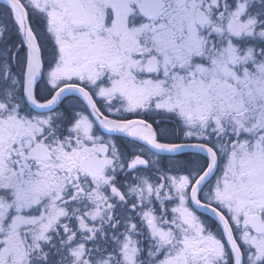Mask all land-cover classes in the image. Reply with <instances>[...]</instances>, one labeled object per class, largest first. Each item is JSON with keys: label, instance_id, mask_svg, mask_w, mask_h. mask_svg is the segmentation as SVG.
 Wrapping results in <instances>:
<instances>
[{"label": "rangeland", "instance_id": "1", "mask_svg": "<svg viewBox=\"0 0 264 264\" xmlns=\"http://www.w3.org/2000/svg\"><path fill=\"white\" fill-rule=\"evenodd\" d=\"M248 1L237 2L232 18L242 14V9ZM12 18L15 23L11 20V24L0 18L2 27L6 26L0 35L3 36L1 42L4 38L10 37L7 35L8 32L14 33L12 38L15 34L20 36L19 18L16 14H13ZM253 24V19L239 23L235 34ZM32 27H29L31 38H34L33 40L37 42L40 49L41 47L45 49L40 51L46 68L35 87L36 94V88L46 84L45 92L48 97L43 101L50 99L61 82L71 80L96 82L94 85L97 87L96 95L99 99L105 98L108 101L104 109L106 113L114 116L112 122H120L121 114L128 118L129 115L146 106L144 110L151 108L150 112L162 110L170 112L171 115L190 118V120L203 116L205 121L209 122L211 119L217 122V119L220 121L223 118L228 122H237L243 127L246 125L243 123H247L250 116H256L261 120L259 125L264 123V54L254 52L253 49H245L240 54H236V63L228 64L227 58L231 56L230 52L235 49V46L231 40H227L218 57L211 58L206 64L188 62L180 68L172 64V58L167 53L162 56L159 72L151 76L144 74L143 69L139 68L140 59L130 53L128 44L125 45L127 48H124V51L127 49L128 53L123 55L124 51L117 50L114 47L116 45H109L96 38L90 39L92 50L88 60L90 65L87 69H83L80 66H73V63L66 60V57L74 56L72 53L66 56V45L70 40L60 38L55 33L52 34L53 36H48L42 31L40 25ZM147 28L148 25H144L139 32L147 31ZM188 33L191 44L186 46L185 53L196 55L200 52L202 41L196 36V30L190 22ZM125 40L123 37L119 43L124 44ZM165 48L168 46L160 45L155 52H162ZM19 55L14 62L17 78H13L9 68L5 69L6 62L0 66L2 69L0 77L3 78L0 82H5L0 85V97L2 98L0 102V186H5L0 187V194L4 195L0 198L1 206H3L0 216L6 217L8 208L16 207L8 228L0 230V245L3 246L0 249V264H16L15 259L22 257V254L16 255L13 248L22 249L19 240L23 238L20 233L24 229L33 228L38 224L49 228L63 217L64 210L56 207L64 193L58 168L61 164L71 166L80 162L91 151V144L100 140L97 135H94L90 115L81 110V113L73 116L75 117L73 131L79 130L82 137L88 140V144L72 146L65 141L55 139L57 134L50 131L42 140L51 148V160L43 164H34L31 161V158L27 156L28 151L35 141L46 133L51 122L59 119V112L57 108L46 114L19 111L23 103L24 75H29L36 67L28 51L24 49L18 58ZM78 69L79 72L76 73ZM208 88L209 90L205 93V89ZM201 96L204 98H199ZM211 98H217L220 104L218 114L210 118L206 112L209 106L208 101ZM201 103H207L208 106L205 105L203 108L200 106ZM147 105L150 107L148 108ZM258 112L262 114H256ZM72 134L73 132L66 130L65 138L68 139ZM159 137L161 144H169L175 140L173 139L174 133L166 128L160 130ZM254 137L263 138V135L257 137L253 131ZM175 142L178 143L177 145H185L179 143L178 140ZM122 148L121 155L116 154L117 163L110 170L127 172L129 160L135 154L143 156L149 162L147 169L142 168L143 170H137L135 173L129 172L125 178L129 186L137 185L133 191L129 187L127 192L143 199L144 206L141 207L140 212L135 209L133 211L138 216L135 219L139 225L136 226L137 230L145 228L149 234L157 237L158 242L155 246L159 254L152 264H187V256L194 258V252L201 248L202 241L207 247L217 246L216 234L211 233L212 227L207 224L203 232L201 218L197 219L195 212L183 198L172 197L173 192L178 194L188 189L190 181L193 182L202 171V160L192 157L190 164L186 165L179 159L181 155L167 158L159 163L154 161V156L150 151L140 144L127 143V146H122ZM118 150L120 151L119 147ZM181 154L185 156L184 153ZM221 162V178L220 175L216 177L204 192L203 198L209 201H221V207L225 209L231 222L238 225L240 215L246 205L250 204V196L258 197L252 192L253 189L258 188L254 190L261 192L264 187V146L259 140L250 142L248 137L239 138L238 145L231 146L223 154L221 153ZM144 172L150 176L149 179H140ZM154 191V199L148 198L147 194H153ZM171 193L172 195H169ZM128 198V206L137 207L136 200L131 194ZM263 198L264 193L259 199ZM152 207L156 208L155 214L148 211V208ZM164 212H166L165 216L162 215ZM171 214L177 215L181 222L187 223L191 233H179L178 236L173 237L177 238L173 244L163 246L160 242L169 239V235L175 229L186 231L182 226L176 225L175 227V219ZM239 229L240 227L237 228L238 232ZM44 232L45 230L43 234ZM142 234L144 232L139 235L134 233L126 238H144ZM251 241L255 243L254 240ZM129 243V240H126L124 245ZM256 243L262 246L259 241ZM59 246L60 244H58L60 249ZM78 253L77 250L73 252V258L78 257ZM129 256L130 254L126 255V257Z\"/></svg>", "mask_w": 264, "mask_h": 264}, {"label": "flooded vegetation", "instance_id": "2", "mask_svg": "<svg viewBox=\"0 0 264 264\" xmlns=\"http://www.w3.org/2000/svg\"><path fill=\"white\" fill-rule=\"evenodd\" d=\"M19 2L26 11L29 27L40 25L42 31L47 33L48 36H53L52 34L55 33L60 38L70 40L69 44L66 45V56H69L70 53L74 56L72 58L66 57V60L73 63V66H80L83 69H87L90 65L88 60L91 57L92 50L89 40L93 38L100 39L109 45H116L114 47L122 51H124V48H127L125 45L128 44V50L136 55V57H139L141 61L140 66H143L145 60L150 56H157L158 59L162 57L164 53L155 52L156 48L160 45L168 46L165 50H169V54L173 60L172 63H175L174 60H177L179 63L185 64L189 59L185 53V49L187 45L191 44V41L189 42L190 36L188 35L189 22L195 28L197 37L202 39V42L205 43L204 46L208 45V49L212 53H220L223 49V44L220 40L234 37L239 39L244 38L245 36H242V32L247 29L249 32H246V34H256L257 36L261 34V37L264 38V25L260 22L259 16L256 13L257 5L251 1L247 2L243 15L234 16V18H232V15H234L239 0H19ZM261 2L263 1L258 0V3ZM158 3H163V8L156 13ZM2 7L9 14H16L13 9L7 8L8 6ZM198 13H202V17L207 20L205 24H197ZM151 16H153L152 19H147ZM249 19H253L254 24L249 28L247 26L241 29L235 34L238 24L244 23ZM257 19L259 23L255 24ZM1 24L0 20V35L4 31V27H6H2L3 24ZM144 25H148V30L139 32ZM32 29L33 27L31 31ZM2 37L0 36V38ZM123 37L126 40L124 44H120L119 41ZM235 48L236 50L230 53H241L245 47L241 46L240 42H238ZM255 48H258V46ZM126 52L127 49L123 55ZM95 83L75 82L71 80L70 82H61L58 89H71L72 87V90L84 91L89 95L97 110L105 117L107 124L119 123L112 122L114 116L105 112L104 107H107L108 101L105 98L102 100L97 97ZM207 90L209 88L205 89V93ZM199 98L204 97L201 96ZM219 102L217 98L209 99L208 108L210 111L216 112ZM193 105L194 103H192ZM200 106L202 107L203 103ZM81 110L90 115L84 100L78 94L73 93L63 97L57 106V111L59 112L57 126L60 138L71 145L75 142L84 141L79 130L73 131L75 121V117L73 118V116L81 113ZM161 113L168 115L166 111ZM207 115L210 117L209 113ZM119 118L120 122L127 120V117L122 116V114ZM91 119L95 135L100 140L92 144L90 155L97 154L98 145L107 144L109 151L113 153V155L107 156L108 162L109 164L115 163L117 161L115 159L116 154L121 155V150H118V144L122 142L125 144L126 137L119 139V136L109 137L101 134L93 118ZM158 120H163L165 124H160ZM170 120L169 117L157 119L155 122L157 131L160 132L163 128H169L172 124ZM176 120L181 121L179 117ZM166 122H170V124H166ZM183 122V137L179 143L205 146L211 149L217 157L216 169L211 178L201 187L198 199L201 203L212 207L225 217L233 236V238H224L220 225H218L213 217L196 212L197 218H201L202 220L203 231L206 229L207 224L212 227L211 233L216 234L217 246L214 245L213 248L207 247L205 242L202 241L201 248L194 252L195 257L187 256V264H264V198L259 199L264 193V187H262L263 190L261 192L256 191L258 188H254L256 190L253 189V191L250 189L258 197L253 198V195L250 196V204L244 208L238 225L231 222L228 214L221 207V201H209L203 198L204 192H206L216 177L220 175L221 153L223 154L224 151L222 147L226 145L235 146L239 143L240 125L238 123L208 122L205 121L203 116L192 121L189 119L187 121L183 120ZM262 125L264 126V124ZM65 126L68 132H73L72 136L68 139L64 137ZM251 126L253 130H249L246 134L253 137V131H255L257 137L263 135V138L254 137L250 142L259 140L264 145V127L259 126L258 123H253ZM157 139L161 144L159 134ZM172 144L178 143L173 141L162 145ZM184 154L185 156L182 155L179 159L186 165L190 164L189 161H191L192 157L202 160L203 169L198 175L199 177L208 165V159L203 155L192 152ZM167 158L169 157L154 156L153 160L160 163ZM66 166L63 164L59 168L61 176L67 178L68 185H73L72 188H74V182H76L79 172L76 171L77 167L74 164L71 165L68 171H64ZM118 171H105L103 176L91 181L93 185L87 188L88 208L87 212H84V215L88 213L90 221L97 226L127 225L128 222L133 227L139 226L135 221L138 216L133 212L134 207L128 206V196L131 194L135 198V205L139 209L143 206V199L127 192V181H125L127 172ZM133 172L135 173L136 171ZM143 174L140 177L141 180L150 178L145 172ZM191 184L192 182L190 181ZM136 188L137 185L131 191ZM73 191L75 192H65L63 197H66V201L70 199L78 200V196H76L78 189H74ZM169 195H172V193ZM154 196L155 191L153 194H147V197L150 199H154ZM173 196H175V199L183 198L191 208L187 190L178 192V194L173 192ZM2 207L0 203V211H2ZM61 207L65 210L66 216L64 217L67 218L68 208L66 204H62ZM148 211L151 214H155L156 208H148ZM165 214L166 212L162 215L165 216ZM171 215L175 219V227L176 225L179 227L186 225V223L178 219L177 215ZM238 227H240V233L237 231ZM136 230L137 228L129 230L122 238H74L75 243L71 245H65L61 242L59 246L61 258L58 264H152L159 254L155 246L156 239L154 237L126 238L128 235H133L134 233L139 235V233L144 232L145 228H139L135 232ZM185 232H189V230L177 231L175 229L169 235V238ZM142 235L144 237L145 234ZM126 240L130 242L128 245H124ZM251 240H254L255 243ZM257 241L262 243V246L261 244L258 245ZM76 250L79 252L78 257L73 258L72 253ZM127 254H130V256L126 257ZM26 261L27 258L24 254H22L21 258L15 259L16 264H24Z\"/></svg>", "mask_w": 264, "mask_h": 264}, {"label": "water", "instance_id": "3", "mask_svg": "<svg viewBox=\"0 0 264 264\" xmlns=\"http://www.w3.org/2000/svg\"><path fill=\"white\" fill-rule=\"evenodd\" d=\"M0 1H5L13 5L19 11L20 20H21L22 41H23L24 46L31 51L33 58L35 60V63H36V70L30 75V77L27 79L26 84H25V91H24L25 101L27 105L33 111L37 113H44V112L51 111L57 106L61 97L64 95V93L67 90L57 91L56 94L53 96V99L46 104H40L36 101L33 95V90H34L35 83L41 78L42 63H41L39 50L37 46L34 44V42L30 39V35L28 32V28H27V18H26L25 11L14 0H0ZM228 61L234 62L235 58L231 57L229 58ZM145 71L148 73H154L157 71L156 58L150 59L146 63ZM82 95L84 96V94ZM84 97L87 100V103L89 104L90 108L92 109V112L101 130L107 134H110V135L121 134V133H124L126 130L130 129L133 125L138 124L142 127L141 131L135 132L134 134L130 135V137L142 140L154 153L158 155H178L185 151H196V152L206 155L210 160L209 165L207 169L205 170L204 174L202 175V177L195 184L191 192L192 193L191 194L192 204L197 211L207 212L213 215L217 219V221L221 224L224 230L225 238H231V232H230L229 226L227 225L226 221L220 215L214 213L213 210H211L210 208H207L204 205H200L197 203V192L199 188L212 175V173L215 170L216 159L213 154H211L207 149L201 146L189 147L187 145H175V146H170V147H161L156 143V134H155L154 129L150 125L140 120L130 121L126 123L125 125H123L120 129L112 130L105 125L103 118L96 111L89 97L88 96L87 97L84 96ZM106 149H107L106 146H101L99 150L100 154L104 156L106 154ZM32 152L34 154V158L40 161H46L49 158V150L47 147H45L42 144L35 145ZM106 165L107 163L104 159L97 158V157H90L86 159V161L84 162V171L90 177H98L99 175H101ZM146 165H147L146 160H144L143 158H136L131 161L129 165V169H133L135 167H145Z\"/></svg>", "mask_w": 264, "mask_h": 264}, {"label": "trees", "instance_id": "4", "mask_svg": "<svg viewBox=\"0 0 264 264\" xmlns=\"http://www.w3.org/2000/svg\"><path fill=\"white\" fill-rule=\"evenodd\" d=\"M7 11H5L2 6H0V15L6 19L7 22H10V19L7 16ZM264 15V12L261 13ZM13 32H9L7 35H10L9 38H4V41L0 43V66L4 65L6 62L5 69L9 67L10 73L15 74L14 77L17 76V69L12 64V57L13 51L15 47L20 45V48L16 51L15 58L21 56V52L24 51L23 46H21V41L19 36L15 34V37L12 38ZM9 58V59H8ZM9 63V64H8ZM2 70V69H0ZM24 71V70H23ZM24 75V73H22ZM0 80L3 78L0 77ZM5 82H0V85L4 84ZM39 85L36 88V98L40 101H43L48 97V94L45 88V85L42 86L40 90ZM44 92V93H39ZM45 94V95H44ZM0 102H2V98L0 97ZM22 107L20 111L22 112H29L30 110L26 108L24 103H21ZM26 109V110H25ZM146 117V116H145ZM147 118V117H146ZM157 119L155 116L149 117V121L152 119ZM169 124V123H168ZM172 133H174L173 139H178L179 136L175 134L177 128L173 125L170 126ZM57 123L53 122L50 125L49 131H53L56 133ZM130 145H134L135 141L128 140L127 142ZM127 146V144H126ZM2 196V194H0ZM73 214V213H72ZM72 216V215H71ZM52 234L43 235L42 229L36 228L33 230H29L25 232L23 238H30V239H23L24 245L26 246V251L31 253V256L37 259L38 264H58V259L61 258L60 256V249L58 248V244L61 242L59 238H65L64 242L67 244L74 243V238H119L120 231L124 232L125 228L122 225H94L86 216L81 215L80 219L74 220L70 218L62 225L53 227ZM29 245V246H27Z\"/></svg>", "mask_w": 264, "mask_h": 264}]
</instances>
